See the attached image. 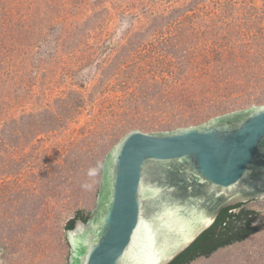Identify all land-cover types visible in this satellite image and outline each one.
<instances>
[{"label":"rangeland","instance_id":"374dc122","mask_svg":"<svg viewBox=\"0 0 264 264\" xmlns=\"http://www.w3.org/2000/svg\"><path fill=\"white\" fill-rule=\"evenodd\" d=\"M261 105L264 0H0V264H66L128 131ZM242 207L259 231L190 264H264V199Z\"/></svg>","mask_w":264,"mask_h":264},{"label":"water","instance_id":"95a60500","mask_svg":"<svg viewBox=\"0 0 264 264\" xmlns=\"http://www.w3.org/2000/svg\"><path fill=\"white\" fill-rule=\"evenodd\" d=\"M259 199L264 105L166 132L130 130L102 161L96 209L64 224L66 264H168L222 209Z\"/></svg>","mask_w":264,"mask_h":264},{"label":"trees","instance_id":"16d2710c","mask_svg":"<svg viewBox=\"0 0 264 264\" xmlns=\"http://www.w3.org/2000/svg\"><path fill=\"white\" fill-rule=\"evenodd\" d=\"M243 204L222 209L214 223L206 229L188 248L168 264H190L200 257H209L218 249L242 242L256 234L259 228L253 226V212L243 209ZM237 210V212H234ZM86 222L88 217L77 214L66 227L71 230L77 221Z\"/></svg>","mask_w":264,"mask_h":264}]
</instances>
